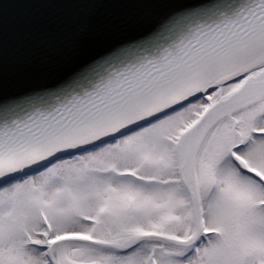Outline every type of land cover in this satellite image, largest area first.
Here are the masks:
<instances>
[{
	"label": "snow or ice",
	"instance_id": "obj_1",
	"mask_svg": "<svg viewBox=\"0 0 264 264\" xmlns=\"http://www.w3.org/2000/svg\"><path fill=\"white\" fill-rule=\"evenodd\" d=\"M0 264H264V0H0Z\"/></svg>",
	"mask_w": 264,
	"mask_h": 264
},
{
	"label": "water",
	"instance_id": "obj_2",
	"mask_svg": "<svg viewBox=\"0 0 264 264\" xmlns=\"http://www.w3.org/2000/svg\"><path fill=\"white\" fill-rule=\"evenodd\" d=\"M23 11L13 10L7 21L5 70L10 77L25 74L32 70L36 61L46 54L47 37L42 30L22 26L26 20H47L56 15L49 6H21Z\"/></svg>",
	"mask_w": 264,
	"mask_h": 264
}]
</instances>
